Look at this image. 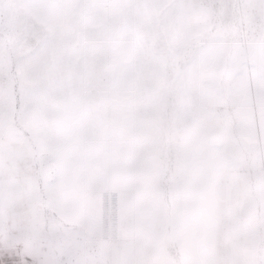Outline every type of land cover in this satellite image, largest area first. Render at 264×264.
<instances>
[{
    "label": "snow or ice",
    "instance_id": "snow-or-ice-1",
    "mask_svg": "<svg viewBox=\"0 0 264 264\" xmlns=\"http://www.w3.org/2000/svg\"><path fill=\"white\" fill-rule=\"evenodd\" d=\"M0 264H264V0H0Z\"/></svg>",
    "mask_w": 264,
    "mask_h": 264
}]
</instances>
